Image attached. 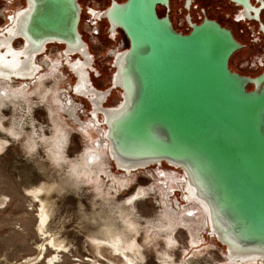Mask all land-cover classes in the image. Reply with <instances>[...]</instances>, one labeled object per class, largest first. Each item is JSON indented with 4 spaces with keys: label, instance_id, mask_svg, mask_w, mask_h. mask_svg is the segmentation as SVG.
<instances>
[{
    "label": "water",
    "instance_id": "obj_1",
    "mask_svg": "<svg viewBox=\"0 0 264 264\" xmlns=\"http://www.w3.org/2000/svg\"><path fill=\"white\" fill-rule=\"evenodd\" d=\"M107 1L100 14L107 38L120 31L127 46L114 54L104 90L91 80L99 71L79 31V0H24L17 40L36 56L57 45L73 53L72 62H85L88 87L104 94L99 108L107 115L104 138L116 170H122L116 162L180 170L207 204L225 252L230 247L264 259V72L250 77L230 70L229 59L242 46L214 20L196 24L187 16L185 34L172 27L167 13L156 12L157 6L168 11L169 0ZM232 1L246 18L254 12L258 19L249 0ZM66 68L74 78L72 94L89 103L92 116L91 100L74 92L78 77ZM115 89L120 105L105 107Z\"/></svg>",
    "mask_w": 264,
    "mask_h": 264
},
{
    "label": "rangeland",
    "instance_id": "obj_2",
    "mask_svg": "<svg viewBox=\"0 0 264 264\" xmlns=\"http://www.w3.org/2000/svg\"><path fill=\"white\" fill-rule=\"evenodd\" d=\"M86 1L79 3L82 6ZM14 6L23 7L24 1ZM103 6L106 8L107 2ZM171 18L178 28L183 13L177 6L172 8ZM106 25L103 20L101 46H89L90 52L99 56V77L91 75V80L101 90L110 85L114 71L109 70L104 54L111 44L105 36ZM119 38L124 40L125 48L127 42L122 33ZM83 40L88 41L84 37ZM20 45L18 40L13 43L14 48ZM61 49L62 46L48 45L37 62L41 64L45 61L41 57L48 55L46 61L52 67L60 61L57 56ZM42 64L44 70L39 74L42 77L37 80L25 86L10 82L8 87L14 94L2 98L0 105L2 126L18 133L9 139L0 133V138L8 142L0 149V264H114L112 260L119 264L123 254H116L110 245L116 232L124 233L128 245L136 248L135 252L124 251L134 264H228L224 246L207 234L209 228L203 227L198 208L188 219H171L166 214L164 203L172 209V202L179 208L189 205L180 193L181 171L162 164L122 176L99 143L101 130L91 126L94 124L89 120L90 105L84 98L75 97L70 89L69 93L80 105L79 118L88 123L83 129L71 121H62L53 109L54 100L59 97L56 93L59 89L64 91L68 81L73 85V76L65 66L62 75L59 70L52 72L53 68L46 67L45 62ZM240 70L246 76L257 74L243 66ZM119 101V90L115 89L104 106L115 107ZM51 111L56 124L66 132L63 143L66 159L62 156L58 162L52 160L47 142L44 143L55 134ZM32 143H37L33 150L31 146L28 148ZM83 152L97 157L92 169L75 164ZM138 190L145 192L144 196L129 203L128 198ZM41 209L47 218L38 229L36 215Z\"/></svg>",
    "mask_w": 264,
    "mask_h": 264
},
{
    "label": "bare ground",
    "instance_id": "obj_3",
    "mask_svg": "<svg viewBox=\"0 0 264 264\" xmlns=\"http://www.w3.org/2000/svg\"><path fill=\"white\" fill-rule=\"evenodd\" d=\"M23 7L17 9L14 12V14L10 17V24H8L6 27H4L0 30V105L3 103L2 98H10L14 94L12 92V90L8 87L10 82L15 81V82L25 83L24 84V86H25V85L29 84L30 81H35L37 78L42 77L39 75L44 70V65L42 63L45 62L46 67L50 66V63L46 61L47 60L46 58L48 57V55H44L43 57H41V59H45V61H43L40 64L37 62V57H38V56H36L37 54L35 55V53L28 52L27 47L23 48V45H21L19 48H14V46H13V43L15 41H17V38L19 35V33H17L16 30H17V27H18V24L20 21V17L24 13V11H22ZM46 50H47V47H46ZM61 50L58 51V56H57V58H59V60H60L57 62V64L59 65L58 70H59L60 74L64 75L62 69L64 68V66L65 67L69 66L72 69L73 73L78 77V81L74 87V92L81 94L83 96H86L89 98V100H91V103L93 105V112H92V118H89V120L92 121V123L94 125H91V124L90 125L93 126L94 129H96V127L100 128L101 132H103V133L100 132L101 139H100L99 143L102 144V147L106 153L107 159L111 160V156H110V153L108 151V144L104 138L105 127L102 128V124H103L102 121L107 117V115L104 111H102V110L100 111V108H99L100 107V101L104 97V94H97L94 90H92V89H90V87H88V83H87L86 79L84 78L85 77L84 76V73H85L84 72V64H85V62H81L79 60L72 62L74 60V57H75V56L72 57L71 54H73V53H70V51L62 52ZM81 54L84 55L83 53H81ZM41 56H42V54H41ZM34 59H35V62H34ZM51 68H53V71H55L57 69V67H55L54 64H52ZM24 86H22V87L24 88ZM71 87H72V85L68 81V85L66 86V88H64L65 89L64 91L61 92L60 89L58 90V92L56 94L59 97L54 100L55 108L53 107V109L55 111H57V113H59V115H60L59 117L61 118V120L63 119L62 121H71V123H73V125H77V126L79 125V126H81L80 128L83 129L85 127L84 125H88V123L86 124L85 122L81 121V119L79 118L78 106L80 107V105H78V103L76 102L77 101L75 99L76 96L73 97L72 94L69 93ZM18 93L16 92L15 94H18ZM119 93H120V91H119ZM111 94H112V92H111ZM111 94H110V96H111ZM120 102H121V99L115 107H118V105H120ZM111 109L112 108H110V110ZM98 112L101 113L103 116V117L101 116V120L99 119V115L96 116V114ZM109 113H111V112H109ZM50 116H51L52 124L54 127L53 132H55V134L51 137V139L50 138L46 139V141H44V143L47 142L46 144L49 147L48 152H49L52 160L58 162V160H60L62 156H63V159H66V155H64V151H63V143H64V138H65L64 136H65L66 132L62 128H60L58 126V124H56V122H55L56 118L53 116L52 111H51ZM22 132H23V130H22ZM0 133L6 134L8 139L10 138V136L16 137L17 136L16 134H18V133L15 134L13 132V130H11V129H9V130L4 129L1 121H0ZM24 134H25V132H24ZM26 135H28V134H26ZM37 137H39V136H37ZM60 137L62 138L61 141H60ZM36 139H39V141L43 142V140L40 138H36ZM34 142H35V140H34ZM7 143L8 142L6 140L0 138V149L2 148V146L4 144H7ZM32 144L28 145V148L31 146V149L33 150L34 148L37 147V143H32ZM99 160H101V159H99ZM94 161H97V157L94 156V158H93L87 152H83L81 155V158L75 164L82 166V168L87 166V167H90V169H92L91 166H92V163ZM102 162L103 163L105 162L104 159L102 160ZM116 164H117L118 168L122 169L120 171L118 170L120 173H122L121 174L122 176L131 175L133 172L136 171L135 170L136 168L131 169V168L123 166L117 162H116ZM157 167H160V166H157ZM108 169H109V167H108ZM138 170L147 171L148 169H147V167H145V168L140 167V168H137V171ZM181 175H182V179H181L182 181L181 180L179 181L180 182V187H179L180 193L182 192L184 194L183 198H184L185 202H187L191 206L188 205L187 207L179 208L176 204H173V202H172V206L174 207V209H172V208H170V205H167L166 203H164V205H165L164 208L167 211L166 214H168L171 219H178L180 217H182L184 219H188V218H191V215L195 214V208H198V210L201 212V214L203 216L202 217L203 227H207V229H208V227H210V224H211V228H212V231L214 234L213 238L219 239L220 237L215 233L214 228L212 227L210 215L208 213L209 211H208L207 204L199 196H197V194H195L193 189L188 187V185L186 184V179H185L183 173H181ZM144 193L145 192H143L142 190L136 191L135 193H133L128 198L129 203L140 198ZM148 194H149V192H148ZM39 201L43 205V201L42 200H39ZM36 218H37V228L40 229V228H42V225L44 224V222L47 218V214L43 211V209H41L37 212ZM181 221H183V220H181ZM129 225H132V223H129ZM124 237H125L124 233L116 232V234L113 238V243L110 245H111V247H113V250L116 254H120V255L123 254V257L125 258L124 259L122 256H120L122 261L119 264H134L132 262V259L124 251L129 249L132 252H135L136 248H132L131 246H129L128 242L125 241ZM105 252H107V251H105ZM129 255H130V253H129ZM224 256H225V261L228 264H264V259L258 258L256 256L247 255V254H236L230 250V247H228L227 252H224ZM54 258H56V256H54ZM110 262L111 263L113 262L114 264H118V263H115L113 260Z\"/></svg>",
    "mask_w": 264,
    "mask_h": 264
},
{
    "label": "flooded vegetation",
    "instance_id": "obj_4",
    "mask_svg": "<svg viewBox=\"0 0 264 264\" xmlns=\"http://www.w3.org/2000/svg\"><path fill=\"white\" fill-rule=\"evenodd\" d=\"M103 3L107 0H101ZM119 1V0H116ZM124 1V0H123ZM169 0V10L162 6L156 7L158 16L168 14L172 27L182 33H188L190 27L186 17L189 16L192 23H200L204 18L216 21L220 26L229 30L234 39L242 46L229 59L228 66L230 70L244 75L240 70L243 66L250 70H255L256 75L264 72V0H249L251 6L258 10L257 18L255 13L250 12V18L244 16L242 6L232 0ZM172 6V7H171ZM177 6L180 13H183L185 25L182 28H176L171 18V10ZM105 9V8H104ZM162 11L164 12L162 15ZM119 33H121L119 31ZM57 69L59 65L54 64ZM250 74V73H248ZM256 75H249L254 77ZM37 80V79H36ZM170 169V168H169Z\"/></svg>",
    "mask_w": 264,
    "mask_h": 264
},
{
    "label": "built area",
    "instance_id": "obj_5",
    "mask_svg": "<svg viewBox=\"0 0 264 264\" xmlns=\"http://www.w3.org/2000/svg\"><path fill=\"white\" fill-rule=\"evenodd\" d=\"M24 0H0L2 4L0 7V17L3 18V24L0 26V30L10 24V17L14 14V12L22 8V6L15 7L19 2ZM103 1L101 0H87L85 4L81 6V19H80V27L82 36L87 39L88 47L92 45H100L101 46V34H102V21L100 18V14L104 10ZM12 6V8H11ZM185 24V20L183 18L180 19L178 23V28H182ZM107 38V35L105 33ZM109 39L107 38V41ZM126 41V40H125ZM111 42L110 46H107L104 49L105 58L108 61L109 70L113 69L111 65L112 58L115 53L124 49L125 43L124 40L119 38L118 35L114 38V40H109ZM94 56V64L96 68H98V55L96 53H92ZM120 95V93H119ZM173 169V168H170ZM175 170V169H174ZM180 174L182 172H179ZM177 190V189H176ZM178 192V191H177ZM180 196V194H179ZM178 205V204H177Z\"/></svg>",
    "mask_w": 264,
    "mask_h": 264
},
{
    "label": "trees",
    "instance_id": "obj_6",
    "mask_svg": "<svg viewBox=\"0 0 264 264\" xmlns=\"http://www.w3.org/2000/svg\"><path fill=\"white\" fill-rule=\"evenodd\" d=\"M108 4H109V3H108V1H107V5H108ZM106 27H107V25H106ZM248 89H251V87L249 86Z\"/></svg>",
    "mask_w": 264,
    "mask_h": 264
}]
</instances>
